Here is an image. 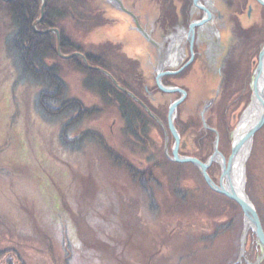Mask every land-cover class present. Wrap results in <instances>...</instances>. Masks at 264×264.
Wrapping results in <instances>:
<instances>
[{
    "label": "rangeland",
    "instance_id": "374dc122",
    "mask_svg": "<svg viewBox=\"0 0 264 264\" xmlns=\"http://www.w3.org/2000/svg\"><path fill=\"white\" fill-rule=\"evenodd\" d=\"M124 1L133 8H135L136 2H141L149 15L152 11L154 15H157L158 8H161L159 4L164 0ZM220 1L229 4L228 9L222 8L221 13L223 15L231 13L235 0ZM47 2V0L41 1V17L38 22L45 18ZM49 2L54 9L66 11V19L64 16L63 19L56 22V25L72 42L82 45L84 49L81 50L89 56H96L99 53L105 55V62L114 75L128 82L134 90L138 88V92L144 94V97L154 108L166 109L168 116L169 108L175 102L177 95L162 96L163 99L155 103V99L157 97L159 99L161 95H154L159 91L156 86L149 88L148 92L145 91L142 74L138 72L136 63L132 59L134 50L129 49L127 44L120 42L119 38L110 33V28L114 23H121V26L124 27L123 30L120 31L121 28L117 27V32L112 30L113 33L115 35L117 33V36L119 32L125 33L124 35L132 39L130 42L133 46L141 47V50L147 53L145 56L149 63H156L159 56L157 57V54L148 48V43L141 36L147 44H144L135 34L130 36L127 29L130 26L128 21L131 22V27H133V23L131 19L127 18V15L124 17L117 15L114 10L112 11L113 6H109L105 0H49ZM171 2V5L177 2L178 9L183 5L179 10V16L184 14L188 16L191 6L188 0H177L176 2L172 0ZM243 3L244 8L239 9L242 22L240 26L243 28L242 35L237 37L227 31L222 37L225 48L230 49L231 52L229 67L221 72L219 78L214 70L208 68L201 73L199 66L193 72V77H188V74L193 70L188 73L186 71L181 75L179 87L182 86L186 91L188 90V99L178 107L175 122L181 120L189 128V132H186L183 138L179 129L177 130L181 138L180 154L184 157L199 160L195 157L200 150L197 144L198 137L193 132L198 130V119L202 122L200 114L204 106L216 98V102L207 113L208 124V120L213 115V109L227 90V85L229 86L227 91L228 106L221 113L224 115L223 129L229 134L230 148L226 145V150L229 152L228 157L222 153L226 160L231 155L235 130L239 127L244 113L252 103L253 79L259 54L264 47V6L257 4L255 0H243ZM136 9L140 10V7L136 5ZM250 9H252L251 12ZM169 10L170 16H172L174 7L170 6ZM248 12L251 17H248ZM0 15V251L15 250L10 253L4 252L0 262L5 263V260L8 261L9 258H12L18 264H142V261L148 260L149 256L146 257V254L149 251V253L158 252L152 257L161 264L162 258L180 256L181 250H184L190 243L188 239H199L201 234L212 233V227L201 222L202 218L194 214L192 218L196 227L194 230H191L189 226L184 228L187 224H181L180 227L179 224L169 227L162 214L163 221L160 217H155V219L152 217V222H150L153 228L151 231L153 238L148 233L149 229L144 233L137 218L139 213H135L134 209L137 203L139 205L141 202L144 203L143 189L138 188L126 176V172L118 171L112 167L111 161L106 156L108 154L106 148L130 160L129 162L139 170L147 168L150 164L154 166L160 162L162 151L164 153L165 135L162 128L154 120L159 129L150 128L149 138H145V145H143L145 152L130 151L125 145L127 142L124 135V123L116 108L109 104H103L96 92L85 87V82L90 77L85 72L78 70L74 61H71L78 58L84 64L82 57L78 56L83 53L77 51L65 55L61 50L59 31L56 29L58 31L56 33L52 28H48L49 32H47L48 30L41 32L55 35L56 53L59 56L58 59L53 57L47 60L48 65L58 66L59 76L68 86V98L78 99L87 108H90L86 120L75 133L79 135L81 132H100V137L107 145L101 141L102 144L99 142L98 145L88 142L80 149L62 148L57 142L56 135L59 133L60 126L66 123L70 117L52 123L43 119L38 112L36 95L41 88L18 79V73L12 59L8 56L5 44H3V34L6 27L8 32L10 31L11 19L1 7ZM150 18L152 19L151 16ZM149 21V29H155V36L160 38V31L156 25H153L154 20ZM182 27L187 28L181 24ZM234 27V22L233 24L229 22L228 28L234 29ZM228 28H224V31ZM133 36L135 37L133 38ZM162 40L165 41V39ZM64 56L74 57L64 58ZM83 56L88 61L86 56ZM145 72L157 73L154 70H145ZM113 78L117 81L114 76ZM220 79L224 81L222 82ZM133 81H136V84ZM118 84L120 85L119 82ZM142 89L146 93H142ZM152 100L155 101L152 102ZM148 109L152 111L149 107ZM155 115L163 122L168 131V146L171 155L175 141L171 139L172 134H170L168 124L157 114ZM216 118L219 119V117ZM209 127L215 129V127ZM203 129L205 128L203 127ZM216 130L218 131V129ZM203 155L206 154L203 153ZM148 158L150 161L147 160ZM215 164L218 165L219 172L216 173L217 181L214 182L219 184L222 170L219 164ZM245 176L244 190L256 210L259 205L260 213L264 218V126L254 136L252 149L245 166ZM182 177L189 181L188 185L192 189L196 188L197 192L194 195L200 202L212 203L213 198L208 195L200 177L192 168H187ZM250 178L253 188L249 187L251 186ZM249 189L253 195L249 193ZM157 194L159 195V192ZM127 197L129 198L127 199ZM253 197L256 199L257 205ZM77 206L80 207L77 208ZM142 206L145 208L144 205ZM79 210L81 214H79ZM199 214L202 216L201 213ZM232 215L236 216V224L240 225V221H242L241 224L243 223L239 239V257L235 264L243 262L264 264V249L257 242V238L256 243H252L250 228L245 236L244 254L241 256L245 217L242 214V220H240V215L233 208ZM187 220L190 221L185 219V221ZM202 225H206V227H202ZM175 228L176 230L180 229L179 236L182 237L179 239L181 242L172 240V244H176L178 247L176 245L175 248L162 247L159 234L162 233L171 238L175 233ZM145 243L146 249L144 250ZM229 244H231L230 240H224L223 244L219 241L209 245V247L213 246L207 255L204 250H201L199 254L201 259L194 260L193 264H219V259L223 258ZM223 245H225L224 248ZM156 247L158 249H155ZM140 250H144V254H140ZM188 253L190 250H187ZM15 254L17 257L14 256ZM96 256H99L100 260H96ZM249 256L254 257L255 261L252 262ZM182 261L175 263L182 264ZM184 264H192V262H184Z\"/></svg>",
    "mask_w": 264,
    "mask_h": 264
},
{
    "label": "trees",
    "instance_id": "16d2710c",
    "mask_svg": "<svg viewBox=\"0 0 264 264\" xmlns=\"http://www.w3.org/2000/svg\"><path fill=\"white\" fill-rule=\"evenodd\" d=\"M41 1L42 0H11L9 2H4L3 0H0V7L9 15V19H11V29L8 32V28L6 27L3 34V44H5L8 51V56L12 59L14 68L18 73V79L22 82L34 84L41 88L36 95V108L42 115L43 119L54 123L70 117L66 123H63L60 126L59 133L56 135L57 142L62 148L80 149L86 146L88 142L95 143L96 145H98L99 142L101 144L103 142L105 145L106 143L104 139L100 137V132H81L79 135L75 133L80 129V125L83 121L86 120L90 108H87L78 99L68 98V86L60 78V70L58 66L48 65L47 60L53 57L57 59L59 58L56 53L55 35L39 33L40 31L48 30V28H52L53 30L57 29L59 31L61 36V50L65 55L77 51L83 53L88 59L90 65L95 67L98 66L112 74L120 85L133 92L155 114L168 124L167 110L154 108L147 98L144 97V94L142 95L138 92V88L134 90L128 82L125 80L123 81L122 78L114 75L113 71L105 62V55L99 53L96 56H89L82 51L84 49L82 45L72 42L71 39L64 34L63 30L58 28L59 26L56 25V22L63 19L64 16L66 19V11L63 9H54L49 0H47V7L44 13L45 18L41 20V22H37L41 17ZM36 22V28H34L33 25ZM71 61H74L78 70L85 72V74L90 77V79L87 78L85 87L96 92L103 104H109L116 108L120 119L124 123V135L127 142L125 145L132 152L144 153L145 146L143 145H145V138H149L148 134L151 127L159 129L157 123L130 96L120 91L107 76L99 71L87 68L82 60L78 58L72 59ZM226 89L223 98L213 109V115L208 120V125L218 129L220 133L219 150L228 157L229 152L226 150V145L230 148L228 140L229 134L223 129L224 115L221 114L228 106V85L226 86ZM143 92H145L144 89H142V93ZM215 116L219 117V119ZM175 125L177 130L179 129L182 138L186 135V132H189L188 126L181 120H177ZM198 130L193 132L196 134V137H198L197 144L200 148L199 153H197L195 157L199 158L200 161L205 162L213 153L215 134L203 129L200 119H198ZM73 133L74 135L72 136ZM95 136L99 138L97 139ZM171 139L172 141L174 140L173 135H171ZM106 151L108 152L106 156L111 161L112 167L116 168L118 171L126 172V176H128L138 188L143 189L144 203L141 202L140 205L137 203L134 209L135 213H139L137 218L141 228L144 229V233L149 229L148 233L150 234V237L153 236V233H151L153 228L150 223L152 222V217H154V219L155 217H160L161 221H163L162 214L165 216L164 219L169 227H175L177 224H179L180 227L181 224H187L184 228L189 226L191 230H194L196 228L192 220L194 214L201 217L202 219H200V221L209 224V227L211 226L213 229L210 234H201L199 239H188L190 243L184 250L180 249V256L162 258L161 264H177L175 262L182 260V264L189 261L193 264L194 260L201 259L199 256L201 250H204L207 255V252L210 251L213 246L209 247V245L213 243L216 244L219 241L223 244L224 240H230L231 244L228 245L223 258L219 259V264H235L239 257V239L243 223L241 224L242 221H240V225L235 223L236 216L232 215V208L240 215V220H242V209L236 202L213 192L206 184L203 176L195 165L170 162L164 156L162 151L161 155L163 159L160 158L158 164L154 166L153 164H150L147 168L139 170L138 167H135L129 162L130 160L122 157L119 153L109 150L108 148H106ZM203 153L206 155L204 156ZM147 160L150 161V158ZM187 168H192L198 174L204 188L208 192V195L213 198V201H211L212 203H202L194 195V193L197 192L196 188L192 189L188 185L189 181L182 177ZM217 172H219V167L214 163L208 171L213 181H217L215 178ZM250 185L251 186L249 187L253 188L251 178ZM158 192L159 195L157 194ZM249 193L252 194L250 189ZM128 198L129 197H127V199ZM253 200L257 205V201L254 197ZM142 205H144L145 208H142ZM202 205L203 208H201ZM79 207L80 206H77V208ZM257 211L264 228V218L260 213L261 209L259 205H257ZM199 213H201L202 216ZM79 214H81L80 210ZM185 219H189L190 221H185ZM203 226L206 227V225H202V227ZM174 231L175 233L171 238L162 233L159 234V240L162 243V247L167 246L175 248L176 244L173 245L172 240L173 242L175 240L181 242L179 241V239L182 238L179 236L180 229L176 230L175 228ZM250 237H252V243L255 244L256 236L252 231L250 232ZM162 247L159 246V248ZM224 247L225 245H223V248ZM143 248L144 250L146 249V243L143 245ZM155 249L158 248L156 247ZM144 250H140L139 253L144 254ZM187 250H190V253L187 254ZM11 251L15 250L8 249L7 251H0V258L3 257V254L10 253ZM148 253L146 254V257L149 256L148 260L146 262L142 261V264H160L159 261H156L152 257L158 252ZM14 256L17 257V254ZM249 257L252 262L255 261L254 257ZM95 258L96 260H100L99 256H96ZM0 264H18V262L9 258L8 261L5 260V263L0 262ZM242 264H246V262H243Z\"/></svg>",
    "mask_w": 264,
    "mask_h": 264
},
{
    "label": "flooded vegetation",
    "instance_id": "af4514ba",
    "mask_svg": "<svg viewBox=\"0 0 264 264\" xmlns=\"http://www.w3.org/2000/svg\"><path fill=\"white\" fill-rule=\"evenodd\" d=\"M122 1L125 8L131 11L138 18V22L141 27L146 31L151 32V36L163 45V62L165 73H167V75L162 78L163 85L185 90L182 86L179 87V81L181 79V75L185 74L186 71L188 73L189 71L193 70L188 74V77L191 78L193 77V72L196 70V67L199 66L201 73H203V71L208 68L214 70L219 78L221 72H224L229 67L231 52L230 49L225 48L222 37L227 31H230L231 34L236 35L237 37L239 35H242L243 28L240 26L242 22L240 20L239 9L244 8L245 6L243 0H235V5L232 8L233 10L231 13H228V15H223L221 13L223 7L228 9L227 7L229 4L226 2L222 3V1L220 0H188L191 4L188 16H186L184 13V15H178L179 10H181V7L183 5H181L180 9H178L177 7L179 4L176 2L177 0H174L176 3H174L173 5H171L172 0H164L162 3L160 2L159 5L161 8H158L159 10H157V15H154L153 11L151 15H149V12L144 9L141 2H136L134 4L135 8H133L124 0ZM114 5L115 4H112V11L114 10L117 15L124 17L125 15L121 13V11ZM136 5L140 7V10L136 9ZM164 6L165 8H163ZM170 6L174 7V14L172 16H170ZM205 9L207 10V12H209L208 15ZM251 10L252 9H250V12ZM250 12H248V17H251ZM150 16L154 20L153 25H156L158 30L160 31V38L155 36L154 28V30H151L152 28L149 29V20H152ZM127 18L131 19L130 16H128ZM205 19L206 22L203 25L195 28L194 40L193 42H191V25L196 22H202ZM37 22L33 25L34 28H36ZM128 22L130 26L127 29L130 36L135 34L136 37L138 36L139 39L144 42V44H147L140 37L138 32L135 31V24L133 23V21V27H131V22ZM222 22L223 24H221ZM229 22L232 24L234 22V29L228 28ZM181 24L182 26L184 25L187 28H181ZM117 27L121 28L120 31H122L124 28L121 26V23H114L110 28V33H112L113 36L119 38L120 42L127 44L129 46V49L134 50L132 59L136 63V69L140 74H142V83L144 84L145 91L148 92V89L153 88L154 86H156L159 90L154 95L157 96L158 94H160L161 97L159 99L157 97V99H155L156 101L152 100V102L155 101V103H158L161 99H163L162 96L167 95H177V98L174 101L181 99V95L179 93L167 94L159 89L157 84V73L149 74V72H145V70H154L157 72V69H159L160 66L159 58L158 60H156V63H149V60L147 61V57L145 56L147 55V53L144 52V50H141V47L133 46L130 42L132 41L130 37L124 35L125 33L121 34V32H119V37L117 36V33L116 35L113 33V31L117 32ZM226 27L228 29L224 31V28ZM49 31L50 30H48L47 32ZM39 33L43 34L45 32L40 31ZM134 37L135 36H133V38ZM162 39H165V41H163ZM147 46L153 53L155 52L158 57L156 48L150 44H147ZM221 81L223 82L224 80ZM133 83L136 84V81H133ZM186 93V98L180 105H182L188 99V90L186 91Z\"/></svg>",
    "mask_w": 264,
    "mask_h": 264
},
{
    "label": "water",
    "instance_id": "95a60500",
    "mask_svg": "<svg viewBox=\"0 0 264 264\" xmlns=\"http://www.w3.org/2000/svg\"><path fill=\"white\" fill-rule=\"evenodd\" d=\"M105 1L108 3L109 6L112 4H115L114 6L117 7L121 11V13H123L124 15L130 16L133 23L135 24V28H134L135 31H137L138 34L148 44L156 48L158 56H159V61H160L159 69H157V84H158L159 89L164 93H169V94L179 93L181 95V99L171 104L169 108V113H168V128H169L170 133L173 135L174 141H175V144L172 148L171 155L169 154V146H168L169 145V135H168V131L165 125L163 124V122L152 111H150L148 107L138 97H136L129 90L120 86L109 72L99 67H94V66L89 65L88 61L85 59L83 55L78 54V56L82 57L84 64L86 65L87 68L99 71L103 73L104 75H106L120 91L130 96L135 102H137L140 106H142L145 109V111L148 113V115L160 125L165 135L164 154L169 160L175 163H181V164L191 163L195 165L212 191L233 200L241 207L244 217H245L244 233L242 236L241 256H243L244 254L243 252H244V246H245V236L249 228L255 234L257 238V242L264 249V229H263L260 217L258 215V212L255 206L250 201L249 197L247 196L244 190L245 180H246L245 166H246L247 160L249 158V155L252 149L253 139H254L255 134L258 131H260L264 126V85L261 84L263 75H264V47L259 54L258 65H257L254 79H253L252 103L254 99L260 102V116H259L257 123L249 127L250 129L246 130L243 134L241 133L242 136L240 137L238 129L242 121L240 122L239 127L237 128V130H235V133L233 135L231 155L226 160L224 155L219 150V143H220L219 132L216 129L209 127V125L207 124L208 110L211 109V107L216 102V98H214L204 106L200 114L203 127L206 130L214 132L216 135V138L213 144V154L209 157V159L206 162H202L192 157H184L180 154L181 138L175 127V119H176V113H177L178 107L186 98L187 93L185 90H181L175 87L168 88L162 84V78L165 75H167V73H165L164 62H163L164 60L163 45L159 43L158 41H156L151 36V32H148L141 27V25L138 22V18L131 11L125 8L122 0H105ZM255 1L259 5L264 6V0H255ZM205 11L207 12L206 9ZM208 14L209 12H207V15ZM205 22H206V19L203 20L202 22H196L191 25V28H190L191 42H193L194 40L195 28L203 25ZM55 31L56 33H58L57 30ZM72 57L74 56H64V58H72ZM248 144L249 146L247 147ZM243 150H247L248 153L244 152V156L242 159L244 180H243V189L241 190L240 186L238 185V182L236 181V168H237V161L241 159L240 156ZM213 163H217L221 166L222 171H221V177H220L219 184H216L208 173V170Z\"/></svg>",
    "mask_w": 264,
    "mask_h": 264
},
{
    "label": "bare ground",
    "instance_id": "6f19581e",
    "mask_svg": "<svg viewBox=\"0 0 264 264\" xmlns=\"http://www.w3.org/2000/svg\"><path fill=\"white\" fill-rule=\"evenodd\" d=\"M262 85H264V75H263V79L261 82ZM260 116V102L256 99H254L252 105H250L247 109V111L244 113L243 117H242V123L238 129L239 132V136L241 137L242 134L250 129L249 127H251L252 125H254L255 123H257L258 119ZM242 133V134H241ZM249 146V144L247 145V147ZM246 147V148H247ZM244 152L248 153L247 150H243L240 158L237 161V168H236V181L238 182V185L240 186V189H243V180H244V173H243V156H244Z\"/></svg>",
    "mask_w": 264,
    "mask_h": 264
}]
</instances>
